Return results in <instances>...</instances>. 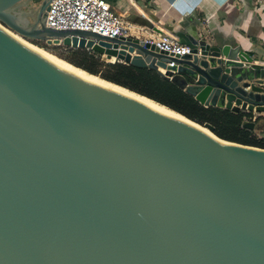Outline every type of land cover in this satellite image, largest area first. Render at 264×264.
<instances>
[{"label": "water", "instance_id": "obj_1", "mask_svg": "<svg viewBox=\"0 0 264 264\" xmlns=\"http://www.w3.org/2000/svg\"><path fill=\"white\" fill-rule=\"evenodd\" d=\"M52 1L0 0V264H264V149L71 73L14 34L154 69L205 106L249 114H264V67L140 12L118 14L191 53L48 28Z\"/></svg>", "mask_w": 264, "mask_h": 264}, {"label": "crops", "instance_id": "obj_2", "mask_svg": "<svg viewBox=\"0 0 264 264\" xmlns=\"http://www.w3.org/2000/svg\"><path fill=\"white\" fill-rule=\"evenodd\" d=\"M123 14L141 13L176 29L198 32L211 45L241 47L251 64L264 67V0H108ZM130 36L157 39L158 36L130 23ZM263 117L264 114H253ZM249 120V119H248ZM256 130L261 133L264 120ZM264 132V131H262Z\"/></svg>", "mask_w": 264, "mask_h": 264}, {"label": "trees", "instance_id": "obj_3", "mask_svg": "<svg viewBox=\"0 0 264 264\" xmlns=\"http://www.w3.org/2000/svg\"><path fill=\"white\" fill-rule=\"evenodd\" d=\"M55 48L66 51L67 56H61L65 63L151 99L197 124L211 125L214 134L220 139L264 149V132L244 127L246 120L254 118L253 114L205 106L178 84L148 67L123 62L106 63L101 55L87 49L74 50L63 45ZM262 120L263 117H257L256 123L259 124Z\"/></svg>", "mask_w": 264, "mask_h": 264}, {"label": "built area", "instance_id": "obj_4", "mask_svg": "<svg viewBox=\"0 0 264 264\" xmlns=\"http://www.w3.org/2000/svg\"><path fill=\"white\" fill-rule=\"evenodd\" d=\"M46 26L56 30L91 32L107 38L130 37L131 33L130 22L119 15L108 0H53L46 13ZM199 37L204 39L202 34ZM151 40L161 50L174 56L190 54L193 49L192 45L180 41L171 33ZM167 66L174 67L175 63L170 62ZM160 71L163 74L167 72L164 69Z\"/></svg>", "mask_w": 264, "mask_h": 264}, {"label": "bare ground", "instance_id": "obj_5", "mask_svg": "<svg viewBox=\"0 0 264 264\" xmlns=\"http://www.w3.org/2000/svg\"><path fill=\"white\" fill-rule=\"evenodd\" d=\"M14 35H15V37H16L18 40H20V41H21L22 43H24L26 46H28L29 48H31V49H33L34 51H36L37 53H39L40 55H42L44 58H46V59L52 61L53 63L59 65V66L62 67V68H64V69L70 71L71 73L79 74V75H81V76H84V77L90 78V79H92V80L98 81V82H100V83H102V84H105V85H107V86H110V87H112V88H115V89H117V90H120V91H122V92H125V93H127V94H129V95H132V96H134V97H136V98H138V99H140V100H142V101H145V102H147V103H149V104H151V105H153V106H155V107H158V108L164 110L165 112L171 114L172 116L178 118V119L181 120V121H184V122H186V123H188V124L194 125V126L200 128V129H202V130L205 131L206 133L211 134L207 129H205L204 127H200L199 125H196L195 123H193L192 121H190V120L187 119L186 117L182 116L181 114H179V113H177V112H175V111H173V110H171V109H169V108H167V107H165V106H163V105H161V104H159V103H157V102H155V101H153V100H151V99H148V98H146V97H144V96H141V95H139V94H137V93H135V92H132V91L126 89V88H123V87L118 86V85L116 86V84H113V83L111 84V83H109V82H106V81H104V80L98 78V77H94V76H92V75H90V74H88V73H86V72H84V71H81V70H79V69H77V68H75V67H73V66H71V65H69V64H67V63H65V62H63V61H61V60H59V59L56 58L55 56H53V55H51V54L45 52L44 50H42V49L36 47L35 45H32V44L26 42V39H23L22 37H20V36H18V35H16V34H14ZM211 135L214 136L213 134H211ZM220 141H221V140H220Z\"/></svg>", "mask_w": 264, "mask_h": 264}, {"label": "rangeland", "instance_id": "obj_6", "mask_svg": "<svg viewBox=\"0 0 264 264\" xmlns=\"http://www.w3.org/2000/svg\"><path fill=\"white\" fill-rule=\"evenodd\" d=\"M26 42H28V43H30L32 45H35L36 47L44 50L45 52H47V53H49V54H51V55H53L55 57L57 56L56 58L59 57L58 58L59 60H61L62 57L67 56L66 51L65 50H59V49L55 48L57 46H49V45H47L44 42L32 41V40H26ZM61 61H63V60H61ZM63 62H65V61H63Z\"/></svg>", "mask_w": 264, "mask_h": 264}]
</instances>
